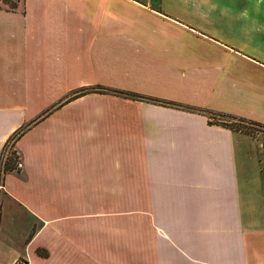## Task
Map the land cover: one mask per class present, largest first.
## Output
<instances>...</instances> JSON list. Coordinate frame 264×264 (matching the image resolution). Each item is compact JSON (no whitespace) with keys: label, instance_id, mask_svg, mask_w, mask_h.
I'll return each instance as SVG.
<instances>
[{"label":"crops","instance_id":"0c3cea01","mask_svg":"<svg viewBox=\"0 0 264 264\" xmlns=\"http://www.w3.org/2000/svg\"><path fill=\"white\" fill-rule=\"evenodd\" d=\"M227 116L264 126V0H1L0 264H264Z\"/></svg>","mask_w":264,"mask_h":264},{"label":"rangeland","instance_id":"374dc122","mask_svg":"<svg viewBox=\"0 0 264 264\" xmlns=\"http://www.w3.org/2000/svg\"><path fill=\"white\" fill-rule=\"evenodd\" d=\"M221 121L223 125H228L229 128L237 131H241V133L249 136L250 138L253 139L256 143V150L258 151L260 155V161L262 160V165L264 166V128L251 125L249 123H242L238 122L237 120H232L229 118H215L214 121L218 122ZM14 142L12 141L8 145V149L6 151V155L8 159H13L14 158V152L16 156V151L14 150V147H12ZM3 155L0 154V161H5V159L2 157ZM16 160V159H15ZM14 161V160H13ZM17 162V160L15 161ZM16 172V171H15Z\"/></svg>","mask_w":264,"mask_h":264},{"label":"trees","instance_id":"16d2710c","mask_svg":"<svg viewBox=\"0 0 264 264\" xmlns=\"http://www.w3.org/2000/svg\"><path fill=\"white\" fill-rule=\"evenodd\" d=\"M125 95H127V96H130V97H132V98H139L140 96H134V95H131V94H126L125 93ZM76 97V96H75ZM224 118H229V119H232V120H237L238 122H242V123H249V124H251V125H255V126H259V127H262V128H264V126H262V125H260V124H257V123H254V122H247V121H245V120H241V119H236V118H233V117H229V116H227V117H224ZM226 127H228L229 128V126L228 125H225ZM231 129V128H230ZM233 130V129H232ZM234 131H237V130H234ZM24 131H20V132H18L15 136H13L9 141H8V143L6 144V146L3 148V150L0 152V154H3V153H5L6 151H7V149H8V145L12 142V141H14V140H16V137L18 138V136L19 135H21L22 133H23ZM237 132H241V131H237ZM13 147V146H12ZM17 157L15 156V152H14V158L13 159H8V157L5 159V161H0V183H1V181H2V179H3V176L5 175V174H7L8 172H13V170L15 171L16 170V159ZM14 160V161H13Z\"/></svg>","mask_w":264,"mask_h":264},{"label":"built area","instance_id":"2783aa9c","mask_svg":"<svg viewBox=\"0 0 264 264\" xmlns=\"http://www.w3.org/2000/svg\"><path fill=\"white\" fill-rule=\"evenodd\" d=\"M11 1L14 2V3L18 2V0H11ZM0 2H1V0H0ZM2 155H3L2 157H3L4 159L7 158L6 152L3 153ZM20 168H21V163H20L19 160H17V163H16V169L19 170ZM0 188H1V187H0ZM15 264H26V261L20 259V260H17V261L15 262Z\"/></svg>","mask_w":264,"mask_h":264}]
</instances>
